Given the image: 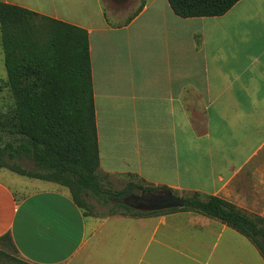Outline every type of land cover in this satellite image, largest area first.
Segmentation results:
<instances>
[{"label": "crops", "instance_id": "obj_1", "mask_svg": "<svg viewBox=\"0 0 264 264\" xmlns=\"http://www.w3.org/2000/svg\"><path fill=\"white\" fill-rule=\"evenodd\" d=\"M110 1L135 11L110 12L106 0L0 3L88 32L103 173L231 200L238 177L264 152V0L190 19L167 0ZM10 174L18 175L0 169V238L10 234L31 264H94L108 224L147 225L85 216L68 188L18 175L30 179L23 186ZM149 246L137 264L148 263ZM133 248L125 242L117 264H127Z\"/></svg>", "mask_w": 264, "mask_h": 264}, {"label": "trees", "instance_id": "obj_2", "mask_svg": "<svg viewBox=\"0 0 264 264\" xmlns=\"http://www.w3.org/2000/svg\"><path fill=\"white\" fill-rule=\"evenodd\" d=\"M239 1L167 0L173 13L183 19L223 16ZM0 33L7 81L15 102L11 128L0 132V169L68 188L85 216L97 217L88 198L107 206L109 216L119 214V210L134 217L176 210L203 215L247 238L264 259V222L253 221L221 198L193 193L184 197L182 209L146 213L120 201L134 196L136 190L145 193L151 189L128 184L113 192L105 187L103 180L108 174L100 169L86 30L0 3ZM25 160L33 162L39 171H27L16 163ZM3 247L19 252L10 234L0 238V264H11L14 259Z\"/></svg>", "mask_w": 264, "mask_h": 264}, {"label": "rangeland", "instance_id": "obj_3", "mask_svg": "<svg viewBox=\"0 0 264 264\" xmlns=\"http://www.w3.org/2000/svg\"><path fill=\"white\" fill-rule=\"evenodd\" d=\"M106 3L110 12L115 11L121 14L124 12L127 16L135 11L134 6L133 9H130L128 4L115 6L110 0H106ZM3 58L0 38V132L5 128H11L10 123L13 121L15 109ZM16 163L27 171L34 173L39 171L31 161L25 160ZM252 165V168H247L243 175L238 177L235 185L237 192L229 195L231 200L225 201L233 204L253 221L264 222V152H261L254 159ZM10 176L16 178L19 185L24 186L30 182V179L25 177L11 174ZM103 184L113 192L123 190L128 184H137L143 188L151 189V192L170 190L180 197L197 193L175 191L166 185L152 184L138 175L130 173L108 174V177L103 180ZM142 193L140 190L134 191V195L137 196ZM88 202L97 218L106 219L110 217L108 207L102 205L97 199L88 198ZM122 213L127 215H122ZM115 216L133 220L146 219L148 222L143 228L130 222L119 224L111 222L108 224L97 240L99 250L96 252V257L98 259L94 264H117L118 255L123 251L125 242L130 240L134 241V248L129 254L127 264H137L138 257L148 241L150 242L148 263L145 264H205L207 260L210 261V264H262V261L264 262L260 252L247 238L217 220L200 219L195 216L194 212L176 210L146 217H134L128 211L119 210V214ZM155 225L156 227L160 226V228H155ZM218 237L220 238L218 239ZM3 248L14 259L11 264H31L13 248ZM81 264L92 263L82 262Z\"/></svg>", "mask_w": 264, "mask_h": 264}, {"label": "water", "instance_id": "obj_4", "mask_svg": "<svg viewBox=\"0 0 264 264\" xmlns=\"http://www.w3.org/2000/svg\"><path fill=\"white\" fill-rule=\"evenodd\" d=\"M138 196H132L131 198L120 201L127 206H130L136 210L150 213L160 212L171 209H182L185 206L184 197L176 196L171 191H164L162 195H156L145 201L143 205H136L132 201L138 200Z\"/></svg>", "mask_w": 264, "mask_h": 264}, {"label": "flooded vegetation", "instance_id": "obj_5", "mask_svg": "<svg viewBox=\"0 0 264 264\" xmlns=\"http://www.w3.org/2000/svg\"><path fill=\"white\" fill-rule=\"evenodd\" d=\"M163 193H164V190L142 193L140 196H138V198H139L138 200H134L132 202L136 203V205H143V204H145L146 200H148V199H150L156 195H162ZM134 196H137V195H134Z\"/></svg>", "mask_w": 264, "mask_h": 264}]
</instances>
